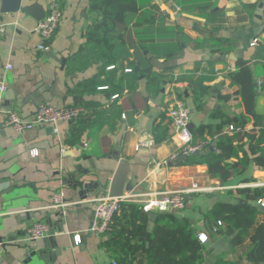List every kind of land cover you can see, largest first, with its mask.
Masks as SVG:
<instances>
[{
	"label": "crops",
	"instance_id": "0c3cea01",
	"mask_svg": "<svg viewBox=\"0 0 264 264\" xmlns=\"http://www.w3.org/2000/svg\"><path fill=\"white\" fill-rule=\"evenodd\" d=\"M16 1L21 5L38 3L45 9L50 3L7 0L9 4ZM258 5L264 11V0H137L138 16L130 27L136 26L138 36L130 30L133 42H118L120 50L128 49V56L122 60V69L120 62L116 64L122 85L115 98L112 96L116 92L103 83L112 69L102 68L104 58L87 68L67 72L68 58L92 45L86 31L101 17L100 11L90 8V0L61 1L62 17L48 50L38 48L41 37L35 29L37 20L23 11L0 10V84L6 86L0 92V236L11 244L4 250L0 246V264L118 263L101 244L107 235L90 230L95 220V204L90 198L106 194L119 159L129 163L127 176L137 178L134 193H156L160 197L166 190L185 188L193 182L210 188L187 195L185 208L173 214L186 217L197 234L207 235L205 247L219 238L210 232L205 212L218 201H234L235 193L230 191L245 177L254 178V184H264V168L246 162L239 154L243 171L221 183L209 175L206 164L165 165L163 161L180 146L175 129L170 120L167 138L155 143L152 127L164 114L165 121L170 119L167 109L174 91L184 99L193 129L200 124L221 125L216 136L206 135L207 141L233 136L228 124L212 117L215 110L234 120L244 116L245 128H252L241 89L227 72L234 68L237 58H242L253 71L254 82L264 81V30H256L252 21ZM254 38L257 43L250 45ZM133 60L148 61L151 74L135 77L128 88L132 72L125 69ZM8 64L11 68L6 67ZM84 81H92L95 88L77 92ZM200 87L205 91L198 100ZM257 91L255 102L262 107L264 92L258 86ZM83 101H92L96 109H105L106 113L99 119L92 116V123L75 145L67 143L72 121L22 132L4 123L10 111L30 119L42 102L74 106ZM108 117L111 123L103 121ZM31 149H36V155H31ZM82 183L87 187L80 195ZM57 191L65 193L62 205L52 203L51 196ZM253 204L261 206L258 201ZM262 220L264 215L259 213L256 223ZM37 222L45 223L48 231L41 238L29 239L26 231ZM152 228L150 221L148 230ZM249 235L240 247L220 256L239 264H254L244 257ZM206 257L203 264H213Z\"/></svg>",
	"mask_w": 264,
	"mask_h": 264
},
{
	"label": "trees",
	"instance_id": "16d2710c",
	"mask_svg": "<svg viewBox=\"0 0 264 264\" xmlns=\"http://www.w3.org/2000/svg\"><path fill=\"white\" fill-rule=\"evenodd\" d=\"M90 8L100 11V20L95 21L86 31L87 38L92 42L89 47L72 54L66 63L68 73L87 68L90 64L105 59L103 69L113 65L111 73L103 82L119 95L122 81L117 78V62L123 68L122 60L128 56V49L120 50L118 42H133L131 34L138 32L134 24L130 22L137 18V0H90ZM147 24L144 23V27ZM132 36H131V35ZM140 45L150 51L147 45ZM134 46V43L132 44ZM135 47V46H134ZM127 69L132 74L128 80V88L131 81L139 75L150 77L151 65L148 61H132ZM227 76L241 89V100L245 113L252 117V128L246 129L247 119L239 116L236 120L225 115L219 110L212 112V117L220 118L224 124H232L235 128L233 136L227 139L209 140L203 151L183 156L179 165L206 164L209 175L217 178L221 183L227 182L234 173H241L239 154L245 157L246 162H252L259 168H264V105L257 107L256 93L253 86L254 74L242 58H237L234 68L227 72ZM92 81H84L77 86V92H84L95 88ZM205 88L200 87L201 99ZM264 92V81L260 87ZM196 99V98H195ZM92 101H83L80 106L84 108L76 120L72 121L70 137L67 143L75 145L84 129L92 123V116L99 119L106 113L105 109H96ZM120 112V107H116ZM164 114L161 119L155 120L152 127L155 143H160L168 136L170 119L165 121ZM105 122H110L109 117ZM220 124H200L192 130V143L204 141L206 135L216 136L220 130ZM246 138V141H245ZM214 148L211 150V144ZM252 177H245L241 185L230 192L235 193L234 201H218L211 209L205 212L209 227L221 221L223 225L217 226L215 234L229 239L232 248L240 247L246 235H249L250 245L244 253L247 261L258 264L264 263V220L256 223L259 213L264 215V210L254 205L255 201L264 199V184H254ZM241 201V202H240ZM150 222L149 213L145 212L137 202H125L115 212L109 223V229L103 235H107L101 244L113 255L119 264H203L207 255L205 243H201L195 229L189 220L183 216H177L170 211L159 212L153 221V228L148 230ZM250 233V228L254 226ZM213 264H239L232 260L218 256Z\"/></svg>",
	"mask_w": 264,
	"mask_h": 264
},
{
	"label": "built area",
	"instance_id": "2783aa9c",
	"mask_svg": "<svg viewBox=\"0 0 264 264\" xmlns=\"http://www.w3.org/2000/svg\"><path fill=\"white\" fill-rule=\"evenodd\" d=\"M62 0H50V3L46 9L45 16L43 19L37 21L36 31L41 37V43L38 45L40 50H48L49 42L53 39L56 29L62 17L61 9ZM174 9H178L174 6ZM0 30L2 25L0 24ZM258 39L254 38L250 45H255ZM7 68H11L8 64ZM113 65L107 66V69L113 68ZM130 71V69H125ZM263 81H257V86L261 87ZM6 88L2 82L0 84V92ZM100 88H106L101 86ZM115 94L112 98L117 97ZM84 108L80 105L74 106H57L50 103H39L35 109L34 114L30 119L23 118L14 111L8 112L5 118V125L11 127L16 132H22L24 130L32 129L35 126H41L45 124H54L58 121L71 122L76 120L82 113ZM167 115L171 120V124L175 129V135L179 141V149L171 153L167 159L163 161L165 165L175 162L179 157H183L189 154H194L202 151L207 145L208 141H198L192 143V134L188 129L189 123V110L183 98L176 95L173 91V99L168 106ZM123 116V115H122ZM124 117V116H123ZM230 131H234L235 128L232 124L228 125ZM57 131V128H54ZM30 153L32 156L36 155V149H31ZM210 188L201 187L198 183L193 182L191 185L181 189L166 190L162 192L160 197L156 193H134L125 194L122 196L107 197L97 196L91 201L95 204V220L90 228L95 234H104L109 229V223L115 212H117L121 205L125 202H137L141 205L142 209L149 213L155 210L157 213L165 211H180L185 208L186 197L192 192L207 191ZM52 203L54 205H62L65 203V193L63 191H57L51 196ZM263 205V201L258 200ZM223 225L221 221H217L210 229L211 233H215L217 226ZM48 227L43 222H37L30 226L26 233L29 239L36 240L46 235ZM77 240L79 236H76ZM198 238L201 243H207L208 237L205 233H198ZM113 264H118L114 262Z\"/></svg>",
	"mask_w": 264,
	"mask_h": 264
},
{
	"label": "water",
	"instance_id": "95a60500",
	"mask_svg": "<svg viewBox=\"0 0 264 264\" xmlns=\"http://www.w3.org/2000/svg\"><path fill=\"white\" fill-rule=\"evenodd\" d=\"M1 12L3 13H15L17 11H23L24 13L32 16L35 20L39 21L44 18L46 9L38 3H32L29 5H21L20 1H16L12 4H9L7 0H1ZM253 25L256 30H264V11L261 9V5H258L253 12L252 15ZM50 55L53 57L52 53ZM253 86L255 88V93H257V84L254 82ZM219 87V85H217ZM9 89L13 88V85L8 86ZM188 129L190 132L193 130V123H188ZM213 146L210 148L213 150ZM183 157H179L174 163H169L168 165H176L180 159ZM130 173L129 163L124 159H119L117 164V168L115 173L110 180L109 187L107 189L106 194L103 195H94L90 198L93 199L97 196H107V197H115V196H122L125 194H131L133 192V188L137 185V178L134 175H127ZM83 189L80 192V195H83L85 192V188L87 187L86 183H82ZM241 202V201H240ZM255 205V204H254ZM95 207V206H94ZM260 210H264L263 206H259ZM172 213H176V210L170 211ZM157 212L155 210L149 212L150 221H154L157 217ZM207 222V220H206ZM10 240L4 241L3 237L0 236V246L4 250L6 246H10ZM232 250V246L228 243L227 239L224 236L219 237L215 241H213L210 245L206 247L207 257L206 260L208 262H214L218 256L223 253Z\"/></svg>",
	"mask_w": 264,
	"mask_h": 264
}]
</instances>
